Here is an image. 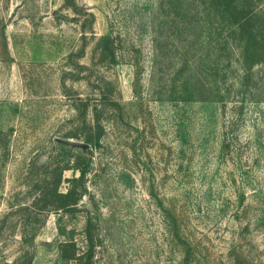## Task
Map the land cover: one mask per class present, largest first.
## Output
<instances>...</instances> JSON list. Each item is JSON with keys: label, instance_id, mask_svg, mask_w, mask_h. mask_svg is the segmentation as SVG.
<instances>
[{"label": "rangeland", "instance_id": "1", "mask_svg": "<svg viewBox=\"0 0 264 264\" xmlns=\"http://www.w3.org/2000/svg\"><path fill=\"white\" fill-rule=\"evenodd\" d=\"M77 2L95 15L98 38L112 36L116 60L96 52L89 30L83 38L63 0H0V264H74L58 245L73 239L84 250L88 215L100 237L95 264H264V100H249L238 69L214 50L204 63L224 101L160 100L150 84L160 0ZM207 18L224 54L226 25ZM254 75L264 85V62ZM97 87L117 105L79 212L14 231L2 219L24 198L31 161L59 142L86 149L66 136L75 105L98 98ZM74 174L65 172L63 192Z\"/></svg>", "mask_w": 264, "mask_h": 264}, {"label": "trees", "instance_id": "2", "mask_svg": "<svg viewBox=\"0 0 264 264\" xmlns=\"http://www.w3.org/2000/svg\"><path fill=\"white\" fill-rule=\"evenodd\" d=\"M63 1V6L73 12V20L81 27L83 38L87 39L89 30L92 38L97 40L96 52L101 48V55L116 60L112 36L98 38L95 34V15L79 6L77 0ZM151 14L154 58L150 84L151 92L163 98L160 100L224 101V97H220L222 84L218 79L211 81L214 73L208 72L209 68L205 65L213 50L216 62L228 60L229 68L234 64L238 69L239 85L249 91V100H264V92L256 91L261 85L255 82L254 75L255 69L264 62V0H160ZM213 16L220 19L228 31L224 54L222 41L213 40L205 34L209 24L207 17ZM87 22L90 23L88 29ZM100 80L111 85L106 78L101 77ZM97 88L98 98L92 100L87 97L75 105V124L66 136L67 139L82 140L86 149H76L59 142L55 153L47 160L35 158L31 161L24 180V198L11 204L2 219L4 223L11 220L14 231L20 226H35L41 216L50 213L73 215L79 212V206L88 192L93 150L102 147L106 130L104 118L109 105L116 104L104 89ZM66 171L75 174L66 179L69 186L63 192L61 187ZM99 245L97 222L88 215L85 249H80L73 239L61 241L58 245L59 257L65 263L95 264Z\"/></svg>", "mask_w": 264, "mask_h": 264}]
</instances>
